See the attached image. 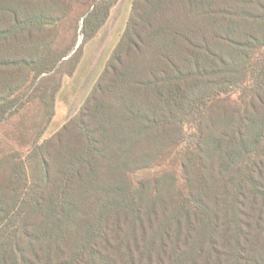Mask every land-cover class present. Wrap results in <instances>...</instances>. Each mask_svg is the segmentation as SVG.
Listing matches in <instances>:
<instances>
[{
  "label": "trees",
  "instance_id": "1",
  "mask_svg": "<svg viewBox=\"0 0 264 264\" xmlns=\"http://www.w3.org/2000/svg\"><path fill=\"white\" fill-rule=\"evenodd\" d=\"M63 1L0 0V123L33 99L52 119ZM117 2L92 5L85 41ZM40 134L0 152V264H264V0H134L80 111ZM174 138L175 194L124 183Z\"/></svg>",
  "mask_w": 264,
  "mask_h": 264
},
{
  "label": "rangeland",
  "instance_id": "2",
  "mask_svg": "<svg viewBox=\"0 0 264 264\" xmlns=\"http://www.w3.org/2000/svg\"><path fill=\"white\" fill-rule=\"evenodd\" d=\"M64 1L55 8L58 10L55 15L60 18L49 32V41H52L53 51L69 53L60 61L57 71L42 74L40 77L41 79L48 76V84H55L60 78L61 85L54 101L55 113L48 121L40 99H33L9 120L0 123V152L3 154H19L26 157L36 134L42 131L40 143L50 139L80 111L122 38L134 2L118 0L97 35L85 41L82 32L84 18L97 0ZM29 83L19 89L17 94L20 97L29 93ZM179 147L177 139L174 138L159 152L156 151L157 155L151 154L146 163L141 164L144 166L132 168L124 183L135 190L139 181H145L151 189L159 182L163 188L175 194L174 181L179 182L186 177L182 167L185 158L180 155Z\"/></svg>",
  "mask_w": 264,
  "mask_h": 264
}]
</instances>
